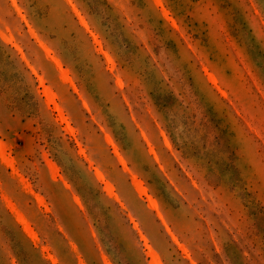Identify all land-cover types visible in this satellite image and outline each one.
I'll list each match as a JSON object with an SVG mask.
<instances>
[{"label": "rangeland", "instance_id": "374dc122", "mask_svg": "<svg viewBox=\"0 0 264 264\" xmlns=\"http://www.w3.org/2000/svg\"><path fill=\"white\" fill-rule=\"evenodd\" d=\"M0 264H264V0H0Z\"/></svg>", "mask_w": 264, "mask_h": 264}, {"label": "bare ground", "instance_id": "6f19581e", "mask_svg": "<svg viewBox=\"0 0 264 264\" xmlns=\"http://www.w3.org/2000/svg\"><path fill=\"white\" fill-rule=\"evenodd\" d=\"M51 96H52V95H49L50 98H51ZM52 99H53V98H52ZM23 222H25V221L23 220Z\"/></svg>", "mask_w": 264, "mask_h": 264}]
</instances>
